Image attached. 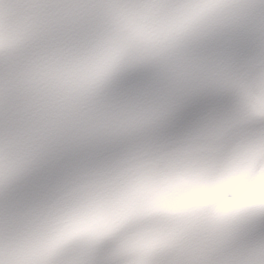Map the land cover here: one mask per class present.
Here are the masks:
<instances>
[{
	"label": "snow or ice",
	"instance_id": "snow-or-ice-1",
	"mask_svg": "<svg viewBox=\"0 0 264 264\" xmlns=\"http://www.w3.org/2000/svg\"><path fill=\"white\" fill-rule=\"evenodd\" d=\"M0 264H264V0H0Z\"/></svg>",
	"mask_w": 264,
	"mask_h": 264
}]
</instances>
